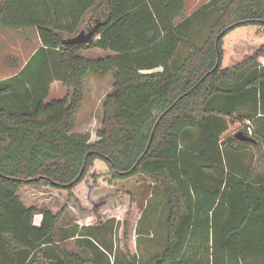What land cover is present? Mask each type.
I'll list each match as a JSON object with an SVG mask.
<instances>
[{
	"label": "trees",
	"instance_id": "16d2710c",
	"mask_svg": "<svg viewBox=\"0 0 264 264\" xmlns=\"http://www.w3.org/2000/svg\"><path fill=\"white\" fill-rule=\"evenodd\" d=\"M185 7L0 3V27L35 29L41 43L17 75L0 81V264H109L99 238L57 225L66 213L97 217L113 200L93 192L137 177L165 200V248L155 264H264V174L252 165V145L234 139L246 120L264 124V0H210L188 17ZM95 24L89 43L61 44ZM91 49L111 55H78ZM107 75L113 85L90 143L89 134L72 133L83 80ZM55 80L67 94L45 103ZM255 133L264 148V128ZM26 188L57 191V207ZM71 238L82 249H67Z\"/></svg>",
	"mask_w": 264,
	"mask_h": 264
},
{
	"label": "rangeland",
	"instance_id": "374dc122",
	"mask_svg": "<svg viewBox=\"0 0 264 264\" xmlns=\"http://www.w3.org/2000/svg\"><path fill=\"white\" fill-rule=\"evenodd\" d=\"M2 1L0 0V3ZM209 1L189 0V6L195 10ZM34 33L36 34L35 29L11 30L0 27V78L9 77L23 65L36 43ZM28 42L30 43L27 44ZM108 54L111 53L98 49L78 53L80 57L88 60L102 59ZM12 59L17 63L15 68L9 64ZM112 85L110 75L102 78L90 76L83 81V100L75 116L72 133L89 134L90 143L98 140L96 133L101 128L102 102L111 92ZM62 86L57 83L51 87L45 103L64 98L67 89ZM244 126L251 127L254 133L257 128H264V124H259L257 119L246 120ZM248 150L253 157L254 169L264 174V148L248 146ZM25 191L37 202L57 207V191L50 188H26ZM117 191L129 192L130 200L119 196ZM98 196L110 197L113 202L102 206L97 217L87 214L71 218L66 213L58 223L57 229L67 227L77 235H91L99 238L106 246L103 250L109 264H127L128 259L124 255V250L136 255L139 264H155L165 248L166 237V208L161 193L153 187L149 180L137 177L116 180L111 186L100 187L93 192V197ZM39 216L33 218L34 224L38 222ZM75 238L65 243L67 249L74 251L82 249L75 243Z\"/></svg>",
	"mask_w": 264,
	"mask_h": 264
},
{
	"label": "water",
	"instance_id": "95a60500",
	"mask_svg": "<svg viewBox=\"0 0 264 264\" xmlns=\"http://www.w3.org/2000/svg\"><path fill=\"white\" fill-rule=\"evenodd\" d=\"M99 24H95L94 26L88 28V29H83L80 30L78 32V34H76L74 37L71 38H67L65 40L62 41V45H75V44H87L89 43L94 37H95V33L97 30ZM153 134L151 135V139H152ZM150 139V141H151ZM234 139L241 142V143H248V144H256V140H254L251 137H247L245 136L242 132H237L234 134ZM149 147V145H148ZM147 147V149H148ZM83 169L80 172L79 177L82 175ZM79 177L75 180L77 181L79 179ZM53 186H56L57 184L55 183H50ZM73 183L69 184V186H72Z\"/></svg>",
	"mask_w": 264,
	"mask_h": 264
},
{
	"label": "crops",
	"instance_id": "0c3cea01",
	"mask_svg": "<svg viewBox=\"0 0 264 264\" xmlns=\"http://www.w3.org/2000/svg\"><path fill=\"white\" fill-rule=\"evenodd\" d=\"M197 9H195V10H192V6L190 7L189 6V0H186V7H185V13H184V15H185V17H188V16H190L194 11H196ZM83 30V29H82ZM35 34V33H34ZM35 41H36V43L34 44V46L32 47V52L30 53V55H29V57L26 59V61L23 63V65H21L20 66V68H18L17 69V71L16 72H13L9 77H7V78H0V81H2V80H5V79H8V78H11V77H13V76H15V75H17L18 73H19V71L25 66V64L27 63V61L30 59V57L34 54V52L37 50V49H39L40 47H41V43H40V40H39V38H38V35H37V33L35 34ZM33 38V39H34ZM30 42H28L27 44H29ZM31 50H29V52L31 51ZM28 52V53H29ZM109 55H111V54H108V56ZM262 63H264L263 62V60H262ZM13 68H15L16 66H17V63H16V61L15 60H11L10 61V63H9ZM155 71H160V69H157V70H155ZM90 77V76H89ZM88 78V77H87ZM86 79V78H85ZM84 79V80H85ZM83 80V81H84ZM59 84V85H62L61 84V82L60 81H57V80H55V81H53V83H52V86L51 87H53L55 84ZM50 87V90L52 89ZM63 87V86H62ZM252 138V137H251ZM250 145H252V146H255V147H257L258 146V143H257V141H256V144L254 145V144H250ZM37 216H39V215H36L35 217H37ZM40 219H41V216H39V218H38V222L35 224V225H38L39 224V222H40Z\"/></svg>",
	"mask_w": 264,
	"mask_h": 264
},
{
	"label": "built area",
	"instance_id": "2783aa9c",
	"mask_svg": "<svg viewBox=\"0 0 264 264\" xmlns=\"http://www.w3.org/2000/svg\"><path fill=\"white\" fill-rule=\"evenodd\" d=\"M240 132H242L247 137L253 136V131H252L251 127H249V126H245Z\"/></svg>",
	"mask_w": 264,
	"mask_h": 264
}]
</instances>
